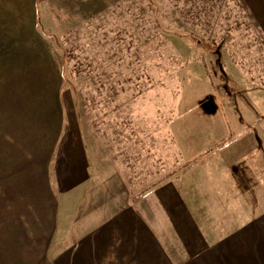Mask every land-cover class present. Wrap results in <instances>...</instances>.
Masks as SVG:
<instances>
[{
    "label": "rangeland",
    "instance_id": "rangeland-1",
    "mask_svg": "<svg viewBox=\"0 0 264 264\" xmlns=\"http://www.w3.org/2000/svg\"><path fill=\"white\" fill-rule=\"evenodd\" d=\"M36 4L35 24L21 30L19 45H0V264H49L46 245L56 203L50 157L40 138L48 132L46 122L59 116L60 88L64 115L70 123L77 114L88 138L91 163L108 169L131 152L136 164L141 159L136 153L142 152L150 183L162 174L165 179L173 176L187 159L220 148L224 118L234 121L238 116L224 107L231 102L222 93L220 112L202 118L194 110L186 124L180 119L184 71L191 74L188 86L195 94L216 89L205 77L201 48L187 33L217 41L225 36L226 71L245 89L238 97L239 117L250 122L264 114V38L257 26L244 23L246 11L236 0L210 6L201 20L187 18L184 11L191 3L184 0ZM206 19L213 22L212 30ZM65 46L75 48L67 62ZM184 60L188 64L181 70ZM62 72L69 81L65 87ZM119 133L132 136L125 142L127 155ZM110 150L118 157H110ZM157 158L163 169L158 165L157 170Z\"/></svg>",
    "mask_w": 264,
    "mask_h": 264
},
{
    "label": "crops",
    "instance_id": "crops-1",
    "mask_svg": "<svg viewBox=\"0 0 264 264\" xmlns=\"http://www.w3.org/2000/svg\"><path fill=\"white\" fill-rule=\"evenodd\" d=\"M244 2L264 38V0ZM37 13L36 0H0V45H19ZM60 92L59 116L40 138L56 203L49 264H264V114L224 118L220 148L150 183L142 152L136 164L131 152L108 169L91 163L88 138L77 114L68 122ZM119 136L127 155L132 136Z\"/></svg>",
    "mask_w": 264,
    "mask_h": 264
},
{
    "label": "trees",
    "instance_id": "trees-1",
    "mask_svg": "<svg viewBox=\"0 0 264 264\" xmlns=\"http://www.w3.org/2000/svg\"><path fill=\"white\" fill-rule=\"evenodd\" d=\"M186 3H191V6L185 9V14L187 18L195 19V20H201L200 15L202 13L206 14L209 10L208 8L210 6L218 5L221 6L226 0H184ZM203 1L202 6H200V2ZM236 4L241 8L243 11H246V17L244 15V23L245 21L250 22L251 25L256 26L255 21L252 17L251 12L249 11L247 4L244 2V0H236ZM159 18L156 16L155 20H158ZM207 26L211 27L212 30V23L208 19L203 21ZM247 22V24H248ZM233 29V27L230 25L227 29L228 32H230ZM169 32V31H168ZM171 33H177V31L173 32V29L170 30ZM180 35V33H178ZM228 36V35H227ZM226 36V38H227ZM186 37L192 41V43L201 48L202 50V56H201V64L204 69V74L206 79L209 81V85H215L216 89L209 88L210 90L207 92H202L200 95L195 94L192 92V89H189L190 83H191V74L187 71L183 73V79H180V87H181V94L184 98L182 105L184 106L181 112L179 113V117L182 120L184 124L189 119L190 113L192 111H197L198 114L204 118V116H209L210 114L214 115L217 112H220L221 107L219 108L220 104H218V97L222 93H226V96L231 102V106L227 104L225 108H232L234 113L240 115V108H239V100L238 97L240 96L241 92H245V89L239 87L237 83L230 77V75L227 73L225 64L223 61V55H222V47L223 43L225 42L224 37H222L219 41L215 39V37L203 39L198 38L193 33H187ZM64 50V56L66 59V62L70 59V57L74 56L75 48L71 46H65L63 48ZM215 54V57L210 59L209 56L211 54ZM234 62L237 63L234 59H232ZM77 63V61H74V64ZM78 64V63H77ZM188 64V60H184L181 62V70L185 69V67ZM78 67V66H76ZM91 69V68H90ZM80 69H76V71H79ZM92 70H90L91 72ZM149 81V76L147 74ZM62 78L66 82V77H64V74L62 72ZM207 83V82H206ZM66 84H69V81L64 83L62 86H67ZM69 86V85H68ZM186 88L183 92V88ZM183 92V93H182ZM180 94V95H181ZM220 101V100H219ZM224 103V102H223ZM222 103V104H223ZM171 122V121H170Z\"/></svg>",
    "mask_w": 264,
    "mask_h": 264
}]
</instances>
